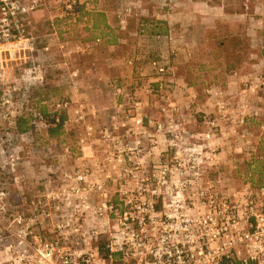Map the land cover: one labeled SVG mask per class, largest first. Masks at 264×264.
I'll return each instance as SVG.
<instances>
[{
    "label": "built area",
    "instance_id": "built-area-1",
    "mask_svg": "<svg viewBox=\"0 0 264 264\" xmlns=\"http://www.w3.org/2000/svg\"><path fill=\"white\" fill-rule=\"evenodd\" d=\"M46 2L61 16H75L79 5L0 0V264H264V187L210 176L226 138L222 94L200 130L182 126L166 56L147 58L144 85L115 88L105 124L92 123L96 112L82 100L37 104L25 90L45 86L40 53L49 49H38L45 40L34 15ZM143 59L138 53L125 64L143 77ZM16 71L25 74L19 88ZM21 119L25 134L17 133ZM60 124L72 144L48 139Z\"/></svg>",
    "mask_w": 264,
    "mask_h": 264
},
{
    "label": "rangeland",
    "instance_id": "rangeland-1",
    "mask_svg": "<svg viewBox=\"0 0 264 264\" xmlns=\"http://www.w3.org/2000/svg\"><path fill=\"white\" fill-rule=\"evenodd\" d=\"M246 1L248 0H181L180 4L173 2L174 10L182 11L184 14L192 13V15H194L195 5L204 4L208 8H204L202 16L207 18L215 14L216 10H213V7H224L223 9L232 15V23L230 27L222 24L214 25L211 20L209 24H202L194 20L192 16L190 21L187 20V25L189 24L187 30L174 29V27H170V30L164 21V16L169 12L168 0H89L90 8L105 12L108 17L112 18L113 31L110 34L106 33L101 20L96 21L93 28L88 30L87 27L82 26L84 19L82 16L78 24L71 23L75 24L74 27L58 23L55 32L59 37L50 33L51 29L48 25L50 20L53 23L61 19L60 8L47 5L46 2L45 7L34 15L37 23L35 34L45 40L49 49L48 53L43 51L40 53L41 61L45 65L44 88L49 89L57 99L71 98L73 93L68 89L72 85L69 84L71 80L76 83L74 89L76 100L88 103L96 110V113L109 114L115 106L114 90L116 87L144 85L148 80L146 76L150 74L144 71L147 58L171 56L176 78L186 80L193 87L198 86L196 92L200 102L192 104L184 112L188 114L189 111L192 116L196 117L200 114L201 118L203 116L213 118L217 114L215 109L213 113H198L197 111V106L198 109L205 111L203 108L207 100L203 98L204 94L210 98L214 96L217 102V94L221 93L215 91L218 85L224 82L226 69L234 68L236 77H241L258 64L259 58L256 55H259L260 49H264V0H250V18L247 17L244 21L243 4ZM245 12L248 13L246 10ZM150 22L166 23V35L160 37L170 35L172 41L165 43L154 40L156 36L148 34L152 28L148 24ZM100 29L104 37L124 38L119 47L109 49L99 46L93 47L90 51H70L72 39L83 38L86 34L100 37L98 36ZM248 34H250V39H248ZM222 36L224 43H218L217 40ZM58 43L63 44L62 49L58 48ZM217 44L219 47H216ZM38 49H42L40 45ZM248 50L251 53L250 57H247ZM138 53L144 57L141 61L143 77L135 74L125 64L129 58ZM262 74L256 75L257 80ZM24 75L20 71L14 73L17 80L16 88L23 85ZM243 90V85H240L236 93L222 95L221 100L226 104L231 100L234 101L235 104L232 107L234 114H229L228 111V120H218L220 129L225 133L226 138L222 141L218 165L213 167L210 173V176L228 179L232 186H237L242 182H252L255 185L264 183V121L238 113L241 107L237 103L241 101L240 96ZM255 90L261 96L264 93L259 82ZM147 100L149 101L147 112L155 117L158 114L157 101L155 98ZM205 108L208 110L209 107ZM229 108L230 104L227 105V110ZM200 117L197 120H200L201 124ZM92 123L101 125L99 120L92 121ZM185 126L188 129L198 130L194 124L191 126L190 123H186ZM66 139L67 143L72 144V139ZM66 162L67 160L65 164ZM43 223L49 224V222Z\"/></svg>",
    "mask_w": 264,
    "mask_h": 264
},
{
    "label": "crops",
    "instance_id": "crops-1",
    "mask_svg": "<svg viewBox=\"0 0 264 264\" xmlns=\"http://www.w3.org/2000/svg\"><path fill=\"white\" fill-rule=\"evenodd\" d=\"M86 1H87L88 5H87L85 10L89 11L91 13L85 16V18L83 19V22H82V26L87 27L88 30L89 29L91 30L93 28V25L96 23V21L101 20L103 28H105V26L108 28H112V18L108 17V15L105 12L93 10V7L92 8L89 7V2H88L89 0H86ZM173 2L180 4L181 0H168L169 12L164 16V21L167 23L169 28L174 27V29L180 28V29L187 30L189 27V24L187 25V20L190 21L192 19V16L194 17V20H196L197 22H200L202 24H209L210 20H211V23L214 25L222 24V25H226V26L230 27V25L232 23V15H230V13H227L223 9L224 7H219V6L213 7L212 9L216 10L215 14H213L212 17L207 18V17L202 16V13L204 12V8L207 7L204 4L195 5L194 15H192V13L184 14L182 11L179 12L177 10H174L172 8ZM243 8H244V10H243L242 17L244 18L243 20L245 21V19L247 17L250 18V8H251L250 0L246 1L243 4ZM190 9H192V7ZM245 10L248 11V13L245 12ZM199 13H201L200 16H199ZM58 17H60V16H58ZM35 25H37V23L34 21V26ZM170 30H171V28H170ZM101 31L102 30L100 29L99 34H98V36H100V37H92L89 35L87 36V34H86V36H84L83 38L72 39V49H70V51L73 50V51H80L81 52L82 51L81 49L84 48V45L92 43L96 39L104 38V34L102 35ZM51 34H55V33H51ZM56 39H57V37H56ZM248 39H250V34H248ZM108 48L111 49V48H116V47L114 45V46H109ZM92 49H90V50H92ZM82 52H84V51H82ZM250 54H251L250 50H248L247 57H250ZM256 57H258V55H256ZM170 59H171V56H170ZM171 61H172V64H174L173 59H171ZM248 64H250V63L248 62ZM252 69H255V70L253 71ZM144 71L147 73H150L149 69L147 67L144 68ZM229 72L230 73L225 75V80L223 82L225 86L221 82L220 85H218V88L216 89L215 92H220L222 95L226 96L229 94L236 93V91L239 90L240 85H243L244 90L242 91V94L240 96L241 101L237 103V105L239 107H241L239 109L238 113L243 114V116L248 115V117H251L254 119H259V120L261 119L262 121H264V93H262V96H261V94H257L258 91L256 92V90H255L256 84L258 82L264 83V60L259 59L258 64L254 65L251 68V70L246 71V73H244V75H242L241 77L240 76L236 77V74H235L236 70L235 69H231ZM258 73H263V74L257 80L256 75ZM69 81H70L69 84H72L71 86L69 85L70 87L68 88L71 91V93H73V96H71V99H74V101H81V100H76V95H74V89L76 88V86H75L76 83L72 82L71 80H69ZM174 81L176 84V89H175V93H174V101L178 107V112L183 119L182 120L183 121L182 126H185L186 123H188V124L190 123L191 126H193V124H194L197 127V129L200 130L201 129L200 120H197L198 117H200L199 116L200 114L196 117V116H192L189 113V111H188V114H186L184 112V110L189 109L192 104H195V103L197 104L198 102H200L198 100L199 95L196 92L198 89V86H195V87L186 86L183 80H178V78H176L175 73H174ZM246 87L250 88V90L246 91L245 90ZM77 97H79V96H77ZM203 98L207 100L206 106L209 108H207L208 110H206V108H205L206 106H205L203 108V110H205V111H202V110L198 109V106L196 105L198 113H213L214 109H215V102H216L214 96L210 98L204 94ZM229 104H230V108H229V110H227V112L229 111V114H230V113H233L232 107L235 103H234V101L231 100V101L227 102V105H229ZM154 118H157V115ZM96 120L97 121L99 120L101 124H105L108 120V114L107 113L100 114L97 112L94 121H96ZM224 126H226V125H224Z\"/></svg>",
    "mask_w": 264,
    "mask_h": 264
},
{
    "label": "trees",
    "instance_id": "trees-1",
    "mask_svg": "<svg viewBox=\"0 0 264 264\" xmlns=\"http://www.w3.org/2000/svg\"><path fill=\"white\" fill-rule=\"evenodd\" d=\"M87 5L88 4H87L86 0H79V5H78V9H77L76 15L75 16H69V15L64 14L63 16H61V19L53 21V23H52L53 26L52 27L50 26V24L48 25L50 27V29H51L50 33H55L59 37L57 32H55V31H57V26H58L57 24L58 23H61L63 26H67V27H71L72 26V27H74V25L80 20V17L83 16V18H85L86 15L91 13V12L85 10ZM71 23H75V24H71ZM148 24H150L151 27H152L150 29L149 33H148L150 36L160 37L162 35H166V32H167L166 23H164V22H150ZM65 30H67V28H65ZM104 30L106 31V33L110 34L113 31V26H112V28H108V27L105 26ZM105 35H107V34H105ZM123 39L124 38H120V36H116V37H113V36L112 37H106L105 36L104 38H102L100 40V44L98 46H96V47L101 46V47L108 48L109 46H114L115 45V47L118 48L120 43L123 41ZM227 40H229V39H227ZM171 41H172V38H171ZM217 41H218V43H221V42L224 43V37L222 36V38L218 39ZM39 45H40L41 48H43V47H45L46 43H45V41H41ZM216 47H219V44H217ZM258 58L260 60L261 59L264 60V49H260ZM226 65H228V63ZM173 68H174V64H173ZM230 70H231V68H229V67H228V69H226V71H225L226 75L228 73H230L229 72ZM174 73H175V68H174ZM172 81L175 83L174 74H173ZM183 81H184L186 86H188V87L192 86L186 80H183ZM25 95L28 98L35 100L37 102V104H40L41 102H43V101H45L47 99L56 98V97H54L52 92L49 89H47V88L46 89L45 88H42V89H33V88L26 89L25 90ZM39 109H40V111L43 114H46V111H45V109L43 107H39ZM28 130H29L28 122L26 120H23V119L19 120L18 123H17V133L18 134H25V133H27ZM66 138L67 137L65 136V134L63 132L62 124L50 126V128L48 130V139L49 140L55 141L59 147H62L64 145L68 144ZM42 143H43V145L47 144L46 142H42ZM257 164L259 165V161H258ZM35 167L37 168L38 165H36ZM245 183H247L249 185L250 189H257V188L264 187V183L259 184V185H255L252 182H245ZM234 264H239V263H234Z\"/></svg>",
    "mask_w": 264,
    "mask_h": 264
}]
</instances>
